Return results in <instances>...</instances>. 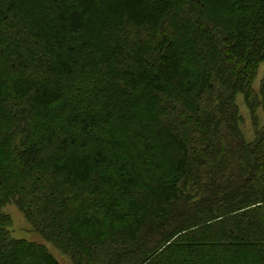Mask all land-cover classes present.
Listing matches in <instances>:
<instances>
[{
    "label": "trees",
    "instance_id": "trees-1",
    "mask_svg": "<svg viewBox=\"0 0 264 264\" xmlns=\"http://www.w3.org/2000/svg\"><path fill=\"white\" fill-rule=\"evenodd\" d=\"M262 62L264 0H0V264H264Z\"/></svg>",
    "mask_w": 264,
    "mask_h": 264
},
{
    "label": "rangeland",
    "instance_id": "rangeland-1",
    "mask_svg": "<svg viewBox=\"0 0 264 264\" xmlns=\"http://www.w3.org/2000/svg\"><path fill=\"white\" fill-rule=\"evenodd\" d=\"M263 73H264V62L259 64L257 73L251 83L252 90L255 92H258L260 80L263 76ZM256 96L259 97V94L256 93ZM235 100L238 105L239 113L241 116L240 125H239L240 130L245 140L250 141L255 136L254 128H253L255 122L253 123V119L256 118L257 120L256 125H262L264 123V111L261 106H257L253 111L254 112L253 115V113H251L250 109L246 105L244 101V95L241 92L236 94ZM2 211L9 213L12 218L11 227H13V232L15 233L13 234L17 237L27 238L24 235H22L24 219L22 217L23 216L22 213L19 211L17 206L14 203H8L2 208Z\"/></svg>",
    "mask_w": 264,
    "mask_h": 264
}]
</instances>
